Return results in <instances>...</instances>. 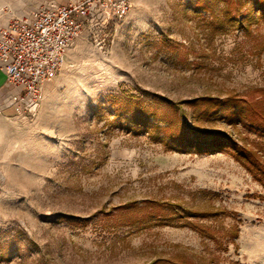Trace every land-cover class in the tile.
<instances>
[{"label": "rangeland", "instance_id": "obj_1", "mask_svg": "<svg viewBox=\"0 0 264 264\" xmlns=\"http://www.w3.org/2000/svg\"><path fill=\"white\" fill-rule=\"evenodd\" d=\"M258 2L131 0L85 24L35 109L0 113V264H264V188L183 147L224 133L264 168Z\"/></svg>", "mask_w": 264, "mask_h": 264}, {"label": "built area", "instance_id": "obj_2", "mask_svg": "<svg viewBox=\"0 0 264 264\" xmlns=\"http://www.w3.org/2000/svg\"><path fill=\"white\" fill-rule=\"evenodd\" d=\"M131 0H79L68 6L48 1L30 16L0 19V71L18 89L15 117L35 109L43 85L61 70L86 23L125 17ZM103 25V24H102Z\"/></svg>", "mask_w": 264, "mask_h": 264}, {"label": "trees", "instance_id": "obj_3", "mask_svg": "<svg viewBox=\"0 0 264 264\" xmlns=\"http://www.w3.org/2000/svg\"><path fill=\"white\" fill-rule=\"evenodd\" d=\"M257 10L264 17V3H257ZM253 112V109L251 110ZM249 113V115L251 114ZM239 115L238 122L242 120H247L248 123H253L254 120H250L249 117H245L242 113H237ZM231 118V117H230ZM262 124L264 120L261 121ZM194 134V141L186 140L183 145L185 148H191L197 154H205V153H213L219 151H227L232 157L239 163L251 176L252 178L258 182L264 188V168L261 165V159L258 153L249 146L237 145L230 137L225 135L224 133H212L207 131H201L198 129H190ZM208 143V144H207ZM185 150V149H181ZM183 218H198L209 216L208 213H200V212H192L190 210L186 211L182 209ZM237 235V231H234L233 238Z\"/></svg>", "mask_w": 264, "mask_h": 264}, {"label": "crops", "instance_id": "obj_4", "mask_svg": "<svg viewBox=\"0 0 264 264\" xmlns=\"http://www.w3.org/2000/svg\"><path fill=\"white\" fill-rule=\"evenodd\" d=\"M48 1H54L61 6H68L69 4L75 3L79 0H25V7L22 12L16 17L30 16L34 11H36L40 6L44 5ZM12 16H5L3 22ZM16 90V91H15ZM18 89L10 88L5 81L4 74L0 71V113L11 107L13 99L17 95ZM14 109V108H13ZM15 111V110H14ZM15 116V115H13Z\"/></svg>", "mask_w": 264, "mask_h": 264}, {"label": "clouds", "instance_id": "obj_5", "mask_svg": "<svg viewBox=\"0 0 264 264\" xmlns=\"http://www.w3.org/2000/svg\"><path fill=\"white\" fill-rule=\"evenodd\" d=\"M25 7V0H0V19L5 16L16 17Z\"/></svg>", "mask_w": 264, "mask_h": 264}, {"label": "bare ground", "instance_id": "obj_6", "mask_svg": "<svg viewBox=\"0 0 264 264\" xmlns=\"http://www.w3.org/2000/svg\"><path fill=\"white\" fill-rule=\"evenodd\" d=\"M43 87V86H42ZM16 91V90H15ZM16 97V96H15Z\"/></svg>", "mask_w": 264, "mask_h": 264}]
</instances>
